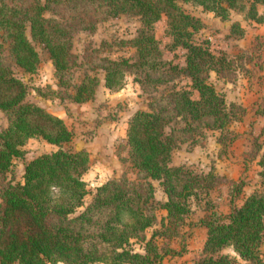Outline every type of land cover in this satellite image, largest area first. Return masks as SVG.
Returning a JSON list of instances; mask_svg holds the SVG:
<instances>
[{"label": "trees", "instance_id": "trees-1", "mask_svg": "<svg viewBox=\"0 0 264 264\" xmlns=\"http://www.w3.org/2000/svg\"><path fill=\"white\" fill-rule=\"evenodd\" d=\"M181 3L200 6L224 21L230 20L232 11L246 12L247 19L264 24L258 8L264 0H0V110L9 121L8 128L0 131V264H161L165 255L154 239L146 243L145 254L133 249V240L147 241L160 209L167 212L163 235H185L192 198L204 190L209 194L217 177L174 166V151L185 144L204 145L208 131H223L242 121L247 109L228 103L209 82L211 72L220 75L230 69V61L213 54L210 41L194 42L204 23ZM121 16L141 21L133 42L136 62L113 60L89 48L80 63L73 51L75 35L95 32L102 23ZM164 17L172 49L187 51L184 68L163 60L155 28ZM241 30L239 24L232 27L235 34ZM36 43L48 51L59 86L73 89L67 96L78 104L97 95L101 80L90 73L104 72L110 92L124 88L128 73L142 74L137 81L154 94L183 73L190 80L162 96L153 95L149 110L130 121L127 143L137 181L128 177L109 181L86 205L89 153L64 148L74 141V131L63 118L29 101L30 88L16 75L15 68L31 75L39 70ZM80 65L86 75L73 85V71ZM258 113L264 117V112ZM34 138L59 150L29 162L24 183H8L15 161L25 156L23 147ZM256 163L261 191L229 215L209 208L213 212L203 219L208 235L199 264H237V259L222 254L229 247L246 264H264V155ZM155 182L167 196L161 206L154 202Z\"/></svg>", "mask_w": 264, "mask_h": 264}, {"label": "rangeland", "instance_id": "rangeland-1", "mask_svg": "<svg viewBox=\"0 0 264 264\" xmlns=\"http://www.w3.org/2000/svg\"><path fill=\"white\" fill-rule=\"evenodd\" d=\"M185 11L204 23V28L195 34L194 42H211V51L217 57L230 61L231 67L218 75L211 72L210 83L228 103H236L247 109L242 121L232 122L223 131H208L204 145L185 144L174 151L173 165L184 166L197 174H213L217 177L213 189L206 194L200 191L198 198H192V214L188 218L184 236L172 237L163 228L167 212H157L158 223L147 232V241L133 240V249L146 253V243L154 239L159 252L165 255L161 264H199L204 257V245L208 229L203 219L213 211L229 215L232 208L241 206L252 194L262 190V179L256 162L264 155V24L247 19L246 12L232 11L231 18L224 21L214 13H208L200 6L181 3ZM249 6V4H247ZM259 13L264 16V5ZM234 24L241 26L242 33H233ZM141 21L138 17L121 16L99 25L95 32H80L74 37V53L83 62L85 51L98 49L101 56L113 60L130 59L135 63L138 51L133 42L138 37ZM155 36L163 52V60L171 65L184 68L187 51L172 49L173 38L169 35L168 21L164 17L155 28ZM29 38L33 41L29 33ZM37 50L41 65L35 74H26L15 68L16 75L30 88L29 101L45 108L48 112L63 118L74 131L75 139L64 148L79 152L86 150L91 159L90 169L84 176L89 194L85 203H92L97 189L112 180L128 177L137 181V171L130 160L127 143L129 123L140 111L149 110L154 96H162L174 87H184L190 80L183 73L174 83L159 88V94L145 91L138 78L142 74L128 73L126 84L119 92H110L105 85L104 72L90 73L98 76L101 84L95 99L87 104H78L68 98L73 89L59 86L55 67L48 51L39 43ZM73 85L84 79L86 71L77 67L73 71ZM152 94V95H151ZM262 111V112H261ZM9 126L6 114L0 110V131ZM236 137V139H235ZM235 139L232 142V139ZM24 158L15 161V168L7 176V182L24 183L26 165L44 154L57 152L59 148L40 138L30 139L23 147ZM155 204L161 206L167 196L159 182H155ZM84 210L82 208L80 211ZM264 258V243L261 248ZM222 254L237 259V264H246L232 247ZM63 264V263H58Z\"/></svg>", "mask_w": 264, "mask_h": 264}]
</instances>
